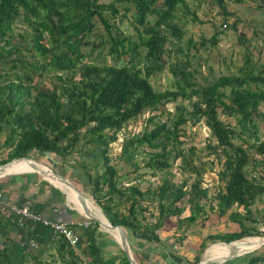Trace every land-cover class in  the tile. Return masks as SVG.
Masks as SVG:
<instances>
[{"label": "trees", "instance_id": "obj_1", "mask_svg": "<svg viewBox=\"0 0 264 264\" xmlns=\"http://www.w3.org/2000/svg\"><path fill=\"white\" fill-rule=\"evenodd\" d=\"M230 1L240 5L246 0ZM201 5L217 9L222 16L219 28L237 32L240 21L228 11L227 0H0V133L7 129L0 144L7 155L0 165L28 158L32 151L39 155L37 161L48 155L60 164L76 154L70 169L81 175L79 184L106 221L123 229L136 264L141 259L176 264L172 257L185 233L202 230L210 215L217 222L233 207L245 213L227 216L238 229L203 236L192 263L185 257L179 261L197 264L210 243L262 234L239 219L255 223L250 207L264 200V63L256 66L245 52L235 73L203 77L204 61L195 54L214 48L225 30L197 40L184 37L187 23H202L191 9ZM17 25L24 26V32L13 34ZM237 42L242 44L239 38ZM102 46L112 64L88 60ZM84 47L90 48L88 53ZM163 72L171 87L156 91L149 77ZM49 75L51 87L38 80ZM170 104L172 111L167 110ZM145 112L150 128L122 140L115 164L110 145ZM201 120L209 131L204 156L213 155L220 164L221 185L210 198L214 204L208 203L207 188L202 187L205 163L195 159L194 147H183L179 139L184 126ZM138 149L144 156L141 165L134 159ZM169 160H179L180 171L192 175L191 182L176 183L165 176L141 190L138 178L167 173ZM127 164L136 176L123 184L118 174ZM141 167L146 172L138 174ZM261 209L263 224L264 204ZM2 220L11 221L0 213V226ZM68 227L77 235L74 245L52 235L48 250L26 252L21 247L23 262L129 264L109 234L97 232L95 222ZM7 250L0 246V264H11ZM223 264H264V245Z\"/></svg>", "mask_w": 264, "mask_h": 264}, {"label": "rangeland", "instance_id": "obj_2", "mask_svg": "<svg viewBox=\"0 0 264 264\" xmlns=\"http://www.w3.org/2000/svg\"><path fill=\"white\" fill-rule=\"evenodd\" d=\"M227 9L232 14L233 18H238L240 23L237 25V32L232 33L231 31L225 30L223 26L219 28V24L222 21V16L217 14V9L215 8H208L205 5H201L200 7H191L196 12V16L202 23H187L185 26V35L184 37L192 38L194 40H197L199 37H205L208 38L216 32V30L224 31V34L220 36V41L217 43V45L214 48H211L210 51L206 52L203 50H198L196 52L195 56L199 57L204 61V66L207 65L211 69V74L208 73L206 68L203 66L201 67L200 71L202 73L203 77H210L212 76H222V75H229L231 73H235L237 68L241 65L242 56L245 52H247L250 55L251 63L255 64L256 66H260L264 63V0H246L242 4L237 5L231 3L230 0H227ZM125 21L122 22L121 28L125 26ZM26 28L22 25H17L15 31L13 34H16L17 32L21 33L24 32ZM28 30V29H27ZM240 32L243 34V36H238L237 33ZM16 38V37H15ZM240 39L242 41V44L237 42V39ZM248 46V47H246ZM104 46L100 50H93L90 57H88V60L94 64H112L111 59L108 56L104 55L103 51ZM83 50L85 52H89V47H84ZM1 65V61H0ZM42 84H44L47 87H51L53 84V78L52 76H42L38 79ZM149 81L152 84L153 88L156 91H162L166 88L171 87V81L170 77L166 72L163 73H155L149 77ZM178 103H182L184 105H187L186 101H177ZM167 110L172 111L173 105H167ZM149 113L145 112L142 114L139 118L131 121L128 123L127 126H125L124 129H122L117 134V140L115 143L110 145V154L113 162L115 164L119 163V160L117 159V156L120 152V146L122 140L127 137L131 138L135 135H139L145 128H150V126L147 124L146 119L148 117ZM160 119L164 120L165 117H160ZM223 119V118H222ZM6 128H2V132L0 133V144L2 143L5 134H6ZM261 136L260 140H264V125L263 128L260 130ZM209 135V131L204 125V122L201 120L199 121L195 126H190L187 124L183 127V135L179 138L182 142H184L183 147L185 146H192L194 147L196 151V157L199 161L205 163V172L202 175V187L207 188V193L209 196L208 203L214 204V200L210 199L217 191L218 186L221 185L220 180L218 179L217 172L220 169V164L216 161L213 155L211 156H204V153L206 152L204 150V145L206 144L207 138ZM235 143H239V140H234ZM139 150L138 155L135 156V160L139 163V165L142 164V158L144 157ZM145 151L148 149L145 148ZM252 154V151H250ZM7 150L1 147L0 150V160L6 158ZM38 154L35 151H32L28 159H31L33 161H36L38 158ZM48 156V155H47ZM43 158V157H41ZM40 158V159H41ZM50 161H56L59 163L58 165L68 169L70 166L74 165V161L76 160V154H72L68 158H66L65 164H60L59 159L55 158L53 156H49ZM39 159V158H38ZM80 160V159H77ZM51 161V162H52ZM171 162V160H169ZM88 162V160L86 161ZM170 170L167 171V173H162L161 175H156V177H150L148 173H145L144 177L138 178V185L141 190H144L147 186H155L156 183L160 180H162L165 176L166 178H170L172 181L178 183L181 179H185L188 183L191 182L192 175H189L188 172H182L180 171V163L179 160L172 161L170 163ZM119 167V166H118ZM98 168V167H97ZM100 170V168H98ZM132 166L130 164L127 165H121L119 170V176L121 177V181L123 183H126L127 181H132L135 179V176L132 173ZM146 172L145 169L142 167L138 170V174H142ZM123 174H128V180L127 178L123 179ZM135 181V180H133ZM132 181V182H133ZM80 191V190H79ZM84 191H81L83 193ZM86 193V192H85ZM264 199V198H263ZM91 201V202H90ZM89 203H91V206L101 216L100 211L98 208L94 205L93 201L89 198ZM264 204V200H258L255 204H253L250 207L251 215L249 217H252L255 219V223H250L249 220L245 222L242 220V218L239 219V221L242 224H245L246 226L254 228V230L260 231L262 233V230L264 231V223H262V206ZM207 207H205L206 210ZM149 210H153L151 206L148 207ZM154 211V210H153ZM207 211V210H206ZM230 212H236L240 215H243V211L241 208H232L229 211L225 213L222 217H220L217 222H215L213 219L215 217H212L210 215V220L206 223L205 227L202 230H193L194 232L193 237L191 239H188V242H192L191 245L186 244V240L182 241L181 246L176 248V253L174 257H172V260L175 262H178L180 259L183 258L182 255H180V252H188L190 254V260L189 263H192V258L195 254H197V245L200 242V238H202L205 235L214 234L219 230H229L230 228H234L236 231L237 225L230 221V219L227 218L228 214ZM245 214V213H244ZM102 217V216H101ZM145 220L147 222L152 221L147 215H145ZM214 221V222H213ZM212 222V223H211ZM211 223V225H210ZM224 226V228H223ZM236 228V229H235ZM191 230V226L189 227ZM99 230L104 233L102 229L99 228ZM190 233V231H187ZM178 234H181V232H178ZM200 234V235H199ZM259 236H256V238ZM252 238V237H248ZM248 238H243L236 242H245L243 240H247ZM252 238L250 240L256 239ZM185 242V243H183ZM216 243L213 242L210 243L205 251L203 249V255H202V264H207L205 259H220L227 255L237 254V253H243V250H247L246 247L242 248H234L229 250H217ZM190 244V243H189ZM182 249H178L181 248ZM254 246H251L250 249H252ZM258 249V248H257ZM53 252V251H51ZM201 255V254H200ZM246 254L240 255L239 257H242ZM219 261V260H216ZM182 262V263H181ZM21 264H31L28 260L21 263ZM180 264H184L183 261H180Z\"/></svg>", "mask_w": 264, "mask_h": 264}, {"label": "crops", "instance_id": "obj_3", "mask_svg": "<svg viewBox=\"0 0 264 264\" xmlns=\"http://www.w3.org/2000/svg\"><path fill=\"white\" fill-rule=\"evenodd\" d=\"M30 160L11 162L10 164L19 166L3 172V174H6L0 177V194L3 202L8 204L28 205L33 211L38 212L51 220L66 223L73 228L80 224L90 222V220L85 217L86 215L82 213L83 210L79 205L78 194L64 186H57L53 178L50 175H47L46 178L50 181L49 182L41 175L32 172L34 169H31V167H33V163H36L39 168L50 170L54 174L76 186L80 192L84 190V186L79 184L80 182L78 181L81 175L77 172H73L70 168L65 169L59 166V163L56 161L51 160V162L49 156L46 155L39 161ZM81 194L89 202L90 196L85 192ZM88 207H90V209L96 214L97 218L100 219L98 213H96L91 206V203H89ZM100 229L103 230V228ZM97 232H101L99 228L97 229ZM193 234L194 232L185 233L186 244L189 243L188 239H191ZM111 239L114 241L112 237ZM54 240L55 238H53L49 230L43 227L32 226L29 224L22 227H14V224L11 221H9V224H7L5 220L1 221L0 246L3 244L8 247V260L11 264L23 263L21 247L26 252H30L35 248L48 250L52 247ZM36 249L33 250V252L36 251ZM110 249L114 250L113 247H110ZM178 249H182V247ZM180 255L185 257L188 261L190 260V254H188V252L186 253L182 251L180 252ZM175 263L177 264L178 262ZM141 264L149 263L148 261L141 259ZM155 264L164 263L158 261V263L155 262ZM178 264H180V261Z\"/></svg>", "mask_w": 264, "mask_h": 264}, {"label": "water", "instance_id": "obj_4", "mask_svg": "<svg viewBox=\"0 0 264 264\" xmlns=\"http://www.w3.org/2000/svg\"><path fill=\"white\" fill-rule=\"evenodd\" d=\"M18 160H30L28 158H19V159H14L11 160L9 162H7L6 164L0 165V177L6 174H3V168L8 166L11 162H15ZM32 161V160H30ZM33 167L35 168L32 172L37 173L39 175H41L42 177H44L45 179H47V175L50 174L52 176L55 177V179L61 184L63 185L65 188H68L70 190H72L73 192H75L76 194L79 195V205L82 208V213L84 215H86L85 217H87L90 221H93L97 224L98 228H103V231L108 233L113 239L114 241L117 243V245L119 246V248L121 249V251L124 253L125 257L127 258L129 264H136L132 258L131 252H130V248H129V244L127 241V238L124 234V231L121 227L119 226H111L106 219L104 218V216L101 214L103 221L98 219L96 214L90 209V207H88L89 202L83 197V195L81 194V192L79 191V189L74 186L73 184H71L69 181L59 177L58 175L54 174L53 172H51L50 170L46 169V168H39L38 165L36 163H33ZM48 180V179H47ZM49 181V180H48ZM50 182V181H49ZM111 231H115L117 233V238L111 233ZM264 238V231L262 230V235L260 237H257L256 242L252 245L254 246L252 249L251 245L248 243L246 249L247 250H243V253H237V254H232V255H227L224 256L220 259H212L209 260L208 258L205 259L207 264H223L225 262H228L230 260H233L234 258L243 255V254H247L255 249H257L259 246L264 245V241L262 240ZM234 243V242H232ZM219 244H224V245H230L231 243L225 244V243H219ZM206 248H204L205 251ZM203 251V252H204ZM203 252L201 253L200 257H199V261L197 264H199L202 261V255ZM219 260V261H216Z\"/></svg>", "mask_w": 264, "mask_h": 264}, {"label": "built area", "instance_id": "obj_5", "mask_svg": "<svg viewBox=\"0 0 264 264\" xmlns=\"http://www.w3.org/2000/svg\"><path fill=\"white\" fill-rule=\"evenodd\" d=\"M0 213L14 221L18 226L24 223L32 226H40L49 230L53 236L62 237L70 245H74L77 241V235L74 230L68 227L66 223L51 220L38 212L33 211L28 205L8 204L3 202L0 194ZM89 222L80 224L87 226Z\"/></svg>", "mask_w": 264, "mask_h": 264}, {"label": "bare ground", "instance_id": "obj_6", "mask_svg": "<svg viewBox=\"0 0 264 264\" xmlns=\"http://www.w3.org/2000/svg\"><path fill=\"white\" fill-rule=\"evenodd\" d=\"M19 165H14V164H9L8 166L4 167L3 168V172L6 171V170H9L11 168H15V167H18ZM35 169L34 167H31V169ZM50 175V174H48ZM53 180L55 181L56 185L57 186H63L61 185L56 179L54 176L50 175ZM100 220L103 221V218L98 214ZM115 237L117 238V233L115 231H111ZM257 238L256 239H253V240H249V241H245V242H234V243H231L230 245H224V244H219V243H216V248L217 250H229V249H234V248H242V247H247L248 243L252 246L255 242H256ZM264 241V238L262 239ZM199 264H202V261L199 263Z\"/></svg>", "mask_w": 264, "mask_h": 264}, {"label": "clouds", "instance_id": "obj_7", "mask_svg": "<svg viewBox=\"0 0 264 264\" xmlns=\"http://www.w3.org/2000/svg\"><path fill=\"white\" fill-rule=\"evenodd\" d=\"M262 235V234H261ZM260 237V236H259ZM234 242H236V241H234ZM232 243V242H231ZM226 244V243H225ZM228 244V243H227ZM260 247V246H259ZM252 252V251H251ZM250 253V252H249ZM239 257V256H238Z\"/></svg>", "mask_w": 264, "mask_h": 264}]
</instances>
